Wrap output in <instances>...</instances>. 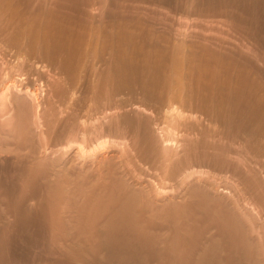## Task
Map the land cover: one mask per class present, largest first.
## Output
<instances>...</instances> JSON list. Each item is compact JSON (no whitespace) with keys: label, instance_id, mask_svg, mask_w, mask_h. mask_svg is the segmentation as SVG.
<instances>
[{"label":"bare ground","instance_id":"bare-ground-1","mask_svg":"<svg viewBox=\"0 0 264 264\" xmlns=\"http://www.w3.org/2000/svg\"><path fill=\"white\" fill-rule=\"evenodd\" d=\"M13 1L0 0V44L27 30ZM38 1L39 15L54 22L35 37L49 58L44 102L0 58V264L15 256L23 264H264V103L231 75L236 61L204 64L217 49L203 54L207 39L186 55L197 58L189 65L165 60L166 46L144 38L109 43L112 60L71 68L73 48L57 35L71 42L77 13L96 31L89 41L106 46L99 19L120 15L124 30L156 15L155 4L128 0L126 17L130 9L112 0H68L67 16L53 8L65 0ZM195 1L210 0H181L162 23L174 26ZM239 12L228 13L239 31L262 27Z\"/></svg>","mask_w":264,"mask_h":264},{"label":"rangeland","instance_id":"rangeland-1","mask_svg":"<svg viewBox=\"0 0 264 264\" xmlns=\"http://www.w3.org/2000/svg\"><path fill=\"white\" fill-rule=\"evenodd\" d=\"M41 1L44 2L47 0ZM127 1L128 0H112L111 4L113 5L114 3L112 7L115 6V10L116 8L122 9L124 7L123 11H125V7L127 8L130 4L128 3L129 1ZM148 1L155 4V11L157 14L153 17L152 15H149L151 18L148 16V20L145 19L142 23H130L125 27L124 30L121 29L120 15L117 16L113 13V15H110L109 17L99 19L101 27L103 25L107 26V47L104 45H97L96 43H91L89 41V37L86 35V32L88 31L89 33H92L96 31L91 27L90 22L87 21L88 17L85 14L77 13L71 20V24L74 25V28L71 30V42L66 40V37L63 33L59 32V35H57L59 40L69 43L73 48V52L70 53L72 54V58H70L71 68L73 66L79 67L80 62L86 59L95 62L102 59L112 60L113 56L110 55V53L116 51L113 48H109V43L112 46L122 45L127 47L130 41L134 42L144 38L153 39L156 43L166 46L165 49H161L163 59L169 60L170 58H174L175 61L181 59L188 63L187 65H189L192 60H195L196 56L193 55L194 57L191 59L186 58V55L195 53L194 44L198 41V39H207L204 45L198 46V49H200L203 54H208V48L210 47L213 50L216 48L221 49H216V54L215 52H212L211 55H208L206 59L207 61L204 62V64L208 65L210 63L213 68L220 70L221 68L229 69L227 68V63H229L228 60H232L234 62L236 61V64L234 66L232 65L233 68L229 69L231 75L234 77H245L247 79L248 90L254 92L255 96L264 103V28L262 29L263 31H261V28L264 27V0H258L255 4L253 0H210L209 3L205 5L195 1L191 5V13L183 17L181 16V18L179 17L180 19L176 20L175 23L177 26L176 24L173 26L169 23V25H164L162 21L168 22L174 17L173 13L178 10L181 0H169L165 3H163L162 0ZM65 2L66 6L63 10H58L53 5L55 13H67V16L68 14L74 15L73 5L68 0H65ZM126 3L128 4L126 5ZM39 6L38 0L13 1L12 10L14 13L17 11L22 18L28 21L27 30L19 34L15 33L13 36H10L9 39L1 41L0 58H2V61L9 60L15 66L14 72L17 75V81L19 85L22 84L23 86H27L30 84L33 85V87L35 86L38 91L43 94L40 95V98L37 100L39 102L43 100L44 102L46 93L42 92V90L45 88L41 80L45 73H49V68L46 67V62L49 58L47 56L46 50L36 44L35 37H40L41 32L46 27L53 26L54 22L44 15H39ZM130 8L131 7L129 6L128 9ZM235 8H240V12L238 13L240 18L243 15L248 14L249 17L258 20V25L260 24L259 22H261L263 24L262 27H260V24L259 27L256 28L257 30L253 28L254 26L252 28L246 27V29H243V31L236 29V14H228ZM131 9L127 11L128 13L126 12V17L130 15ZM252 29H255L257 32H255V30L253 31ZM101 34V38L104 40L106 37L105 32H101ZM124 35L127 36V39L124 37ZM200 35H203V37L201 38ZM222 50L224 51L225 56ZM220 51L223 54L221 58L219 57L221 55ZM226 53H229V55ZM62 56L63 55L60 56L61 58H58L61 60V62L68 60V58ZM2 61L0 59V62ZM65 62L67 63V61ZM66 65H68V63ZM85 68L86 67L76 69V74L83 72ZM209 73L210 72L204 73L203 75L207 76ZM61 76L66 78V82L69 85L74 84V78L71 79L67 74H61ZM210 79L211 78H207V80L203 79V85L206 87L208 85L210 86V84L212 85ZM64 84V87H69L68 84H66L67 86ZM46 109L48 112V108ZM46 109H42V111ZM163 189L170 190L169 187ZM30 192L31 195H33L32 191ZM27 193L30 194L28 191ZM34 200L36 199H33V203L36 204L37 202ZM14 219L15 218L13 217L10 220L13 222V224L16 223L14 225L16 226V230H21V232L23 231L22 236H24V233L26 237L29 236L31 230L28 234L27 232H24L25 228L24 230L22 228L23 226L29 227V224L24 223L25 225H23L20 222V219ZM18 222L22 224V227L18 225ZM17 227H20L21 229H18ZM27 230L29 229L26 228V231ZM13 233L15 235L16 232L14 231ZM19 239L20 242H25L20 243V246L28 243L25 240V237H19ZM13 257L14 256H12L11 259ZM14 259H17L16 262H19L21 259L22 260L20 263H16L15 260H9L8 263L21 264V262L24 260V258H21L20 256H15ZM5 260L7 261V259ZM8 263L6 262V264ZM25 263L27 264V262H24V264Z\"/></svg>","mask_w":264,"mask_h":264}]
</instances>
